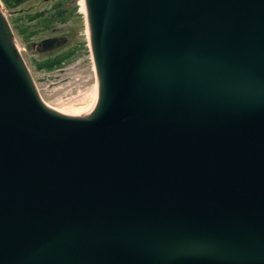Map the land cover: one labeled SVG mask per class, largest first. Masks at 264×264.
Instances as JSON below:
<instances>
[{
	"label": "water",
	"instance_id": "95a60500",
	"mask_svg": "<svg viewBox=\"0 0 264 264\" xmlns=\"http://www.w3.org/2000/svg\"><path fill=\"white\" fill-rule=\"evenodd\" d=\"M83 2L38 93L0 1V264H264V0Z\"/></svg>",
	"mask_w": 264,
	"mask_h": 264
},
{
	"label": "rangeland",
	"instance_id": "374dc122",
	"mask_svg": "<svg viewBox=\"0 0 264 264\" xmlns=\"http://www.w3.org/2000/svg\"><path fill=\"white\" fill-rule=\"evenodd\" d=\"M5 14L38 93H53L94 73L83 0H30ZM54 36H65L68 43L46 54L31 48ZM60 55L67 56L49 66Z\"/></svg>",
	"mask_w": 264,
	"mask_h": 264
},
{
	"label": "trees",
	"instance_id": "16d2710c",
	"mask_svg": "<svg viewBox=\"0 0 264 264\" xmlns=\"http://www.w3.org/2000/svg\"><path fill=\"white\" fill-rule=\"evenodd\" d=\"M5 7V9L10 10L12 8H17L18 6L24 4L25 2H28L30 0H0ZM59 16V15H58ZM67 55H60L59 57L53 59L52 62L49 63V66H54L55 64L58 65V63Z\"/></svg>",
	"mask_w": 264,
	"mask_h": 264
},
{
	"label": "flooded vegetation",
	"instance_id": "af4514ba",
	"mask_svg": "<svg viewBox=\"0 0 264 264\" xmlns=\"http://www.w3.org/2000/svg\"><path fill=\"white\" fill-rule=\"evenodd\" d=\"M54 37H60V36H54ZM32 48V47H31Z\"/></svg>",
	"mask_w": 264,
	"mask_h": 264
}]
</instances>
